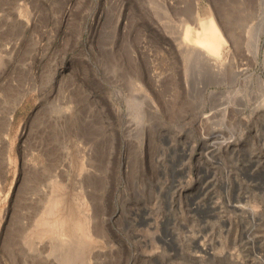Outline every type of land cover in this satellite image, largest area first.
<instances>
[{"label":"rangeland","instance_id":"374dc122","mask_svg":"<svg viewBox=\"0 0 264 264\" xmlns=\"http://www.w3.org/2000/svg\"><path fill=\"white\" fill-rule=\"evenodd\" d=\"M239 1L0 0L5 264H264V0ZM186 8L220 72L184 60Z\"/></svg>","mask_w":264,"mask_h":264},{"label":"bare ground","instance_id":"6f19581e","mask_svg":"<svg viewBox=\"0 0 264 264\" xmlns=\"http://www.w3.org/2000/svg\"><path fill=\"white\" fill-rule=\"evenodd\" d=\"M226 1V0H225ZM228 1H230V0H228ZM233 1V0H232ZM237 2V1H236ZM236 2H235V4H236ZM255 3V4H254ZM238 4V3H237ZM239 4H240V6L238 7V9L240 8V7H242L241 5H243L244 7H243V9L244 8H246V9H250L249 11H247V14L249 13L250 15H251V13H253L254 15H255V9H256V7H258L259 6V3H258V0H241V1H239ZM238 4V5H239ZM247 4L248 5H250V6H253V7H250V6H247ZM223 6V5H222ZM233 5H230L229 6V8L230 7H232ZM236 6L237 5H234L233 6V8H235V10H236ZM181 7V6H180ZM226 7V6H225ZM224 8V7H223ZM251 8H253V11L251 12ZM183 9V8H182ZM240 11H238V13L239 12H241V9H239ZM198 11V10H197ZM225 11V10H224ZM230 11V10H229ZM183 12V11H182ZM225 12H227V11H225ZM235 13H236V11H234ZM234 12H231V15L233 16V13ZM185 13H188V17H187V19L189 18V19H192V16L193 17H196V18H194V21L197 23V21L199 22V23H197L198 24V26H199V31H198V33L195 35H193V31H194V29H193V27L191 26V24H190V22H188V20L186 19V24H185V28H184V31H183V34H182V37H180V40L178 39V43H179V46L183 49V54H185L183 57H184V60H187V59H189L191 56H193V55H195V54H201L202 56H203V59L205 60V61H208V62H213L214 64L213 65H215L214 66V70H216L217 72H220L221 70H222V68H223V62H221L220 60H219V52H220V50H221V48H222V46H223V44L225 43V37H224V35H223V33L221 32V30L219 29V27H218V25H217V22H216V20H215V18L213 17V15L211 14L208 18H205V19H200V17H199V15H195L194 13H192V11L189 9V8H186V11H185ZM230 14V13H229ZM242 14V13H241ZM244 14V13H243ZM253 14H252V16H253ZM235 15V14H234ZM245 15V14H244ZM250 15H248V16H250ZM227 16V18L229 17L228 15H226ZM243 16V15H242ZM171 17V16H170ZM236 17H237V15H236ZM239 17V16H238ZM230 18H232V17H230ZM235 18V17H234ZM170 20V19H169ZM228 20H230V19H228ZM230 23H232V22H230ZM227 24H229V23H227ZM231 26V25H230ZM259 39H260V33H258L257 35H256V38H255V45H256V49H257V45H258V43H259ZM212 58H215L214 60L212 59ZM237 73V72H236ZM260 77V76H259ZM260 81L261 82H263V79L260 77ZM215 91H213V93H214ZM212 93V94H213ZM12 119V113H11V115L10 116H8V120L10 121ZM0 128H1V115H0ZM92 132V131H91ZM39 136L41 137V140L43 141L44 140V138H42V136H43V134L42 133H40L39 134ZM45 139H46V137H45ZM44 142V141H43ZM41 147V146H40ZM44 148V147H43ZM42 149V148H41ZM40 150V149H39ZM43 150V149H42ZM37 157V156H36ZM35 156H34V158H36ZM38 170V169H37ZM39 171V170H38ZM6 173V171L4 172V174ZM35 176V175H34ZM55 178V177H54ZM29 189V188H28ZM30 191V190H29ZM29 200V199H28ZM51 201H52V204H51V206H50V208H49V210H48V213H51L52 214V216L53 215H56L58 212H57V210L59 211V205H60V201L57 199V198H51ZM27 204V203H26ZM34 205V204H33ZM27 206V205H26ZM46 206H49V205H46ZM25 207V206H24ZM28 207H31V204H29V206ZM32 208V207H31ZM25 209V208H24ZM45 209V208H44ZM55 209H56V211H55ZM26 210V209H25ZM47 210V209H46ZM27 212V211H26ZM25 212V213H26ZM19 214H21V213H19ZM51 214H49V215H51ZM25 216V215H24ZM24 216H22V217H24ZM31 216V215H30ZM57 217V216H56ZM62 217V216H61ZM26 218H28V217H26ZM42 218V217H41ZM15 219H17V217L15 218ZM21 219V218H20ZM39 219V218H38ZM42 220V219H41ZM40 220V221H41ZM65 220V219H64ZM24 220H22L21 219V223L23 222ZM30 221H31V219H30ZM29 221V222H30ZM33 221V220H32ZM17 222H18V220H17ZM48 222V221H47ZM58 222H59V220H58ZM21 223H19V224H21ZM25 223V222H24ZM49 224H50V227H51V224L53 225L54 223H55V220H52V221H50V222H48ZM26 224V223H25ZM58 224V223H57ZM76 224V223H75ZM77 225V224H76ZM61 226V225H60ZM13 227V226H12ZM11 227V230L13 229H15L14 227L12 228ZM25 227V226H24ZM36 228V227H35ZM39 228V227H38ZM46 228V227H45ZM12 230V231H13ZM28 230V229H27ZM31 230V229H30ZM17 231V230H16ZM56 231V230H55ZM63 231V230H62ZM21 232V231H20ZM15 233V232H14ZM24 233V232H23ZM33 233V232H32ZM12 235H14V234H12ZM24 235V234H23ZM25 235H27V234H25ZM18 236V235H17ZM11 237V236H10ZM16 237V236H15ZM15 237H14V239H15ZM21 237V236H20ZM24 238V237H23ZM10 239V238H9ZM8 239V240H9ZM27 240V239H26ZM6 241V240H5ZM34 242V241H33ZM18 243V242H17ZM11 244V243H10ZM21 244V243H20ZM23 244V243H22ZM25 244V243H24ZM27 245H28V243H27ZM26 245V246H27ZM30 245V244H29ZM28 245V246H29ZM38 246V245H37ZM40 247V246H39ZM39 247H37V248H39ZM8 248V247H7ZM12 248H15V247H12ZM20 248V247H19ZM9 249V248H8ZM17 249V248H16ZM26 249V248H25ZM28 250H30L29 248H27ZM36 249V248H35ZM41 249V248H40ZM10 250V249H9ZM19 250V249H18ZM22 251H24V250H22ZM40 251V250H39ZM43 251V250H42ZM41 251V253H43ZM25 252H27V251H25ZM10 253H11V251H10ZM22 253V252H21ZM40 253V254H41ZM25 254V253H24ZM36 254V253H35ZM38 254V253H37ZM18 255H19V253H18ZM17 255V256H18ZM16 256V257H17ZM23 256V255H22ZM31 256V255H30ZM10 257V256H9ZM19 257H21V256H19ZM28 257V256H27ZM11 260V259H10ZM41 260V259H40ZM18 261V260H17ZM27 262V261H26ZM26 262H23L24 264H26ZM31 263V262H30ZM0 264H5L2 260H1V258H0ZM15 264V263H14ZM18 264V263H17ZM20 264V263H19Z\"/></svg>","mask_w":264,"mask_h":264}]
</instances>
